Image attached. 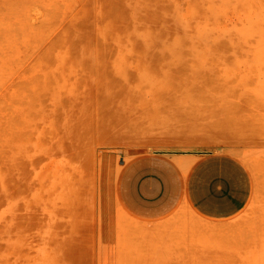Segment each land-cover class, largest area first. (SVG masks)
Instances as JSON below:
<instances>
[{
    "label": "rangeland",
    "instance_id": "obj_1",
    "mask_svg": "<svg viewBox=\"0 0 264 264\" xmlns=\"http://www.w3.org/2000/svg\"><path fill=\"white\" fill-rule=\"evenodd\" d=\"M156 152L238 156L264 219V0H0V264H91Z\"/></svg>",
    "mask_w": 264,
    "mask_h": 264
},
{
    "label": "crops",
    "instance_id": "obj_2",
    "mask_svg": "<svg viewBox=\"0 0 264 264\" xmlns=\"http://www.w3.org/2000/svg\"><path fill=\"white\" fill-rule=\"evenodd\" d=\"M112 183L107 200L128 216L109 222L91 264H264V219L243 216L256 183L238 156L140 154Z\"/></svg>",
    "mask_w": 264,
    "mask_h": 264
},
{
    "label": "bare ground",
    "instance_id": "obj_3",
    "mask_svg": "<svg viewBox=\"0 0 264 264\" xmlns=\"http://www.w3.org/2000/svg\"><path fill=\"white\" fill-rule=\"evenodd\" d=\"M147 50H155L157 52L154 53V55H156L155 57L146 58L145 60L151 61L153 59L154 61H157L159 63L161 62V64H165V66H172L175 64H181V63L185 62L184 60H186V59H190L194 62V57L193 56L185 57V55H183L184 54L183 51H189V52L198 51L197 49H193V48H180V47H174V46L165 47V48H162V47L148 48ZM141 51L144 52L146 50L142 49ZM203 51H205V50L203 49ZM196 60H197V58H196ZM199 62H201V61H199ZM149 64L152 65V62H150ZM141 74H142V72H141ZM174 120L175 119H172V118L169 119L168 118L167 121L172 123V122H175Z\"/></svg>",
    "mask_w": 264,
    "mask_h": 264
}]
</instances>
